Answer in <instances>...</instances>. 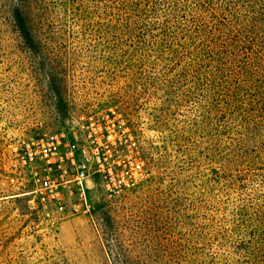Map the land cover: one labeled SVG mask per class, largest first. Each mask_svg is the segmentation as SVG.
<instances>
[{
	"label": "rangeland",
	"instance_id": "obj_1",
	"mask_svg": "<svg viewBox=\"0 0 264 264\" xmlns=\"http://www.w3.org/2000/svg\"><path fill=\"white\" fill-rule=\"evenodd\" d=\"M21 1L0 0V233L26 264H102L107 219L127 264H264V235L253 251L230 236L231 208L255 206L264 187L209 190L219 197L197 210L209 171L174 138L194 107L164 113L163 69L113 37L107 0H85L81 21L63 0ZM19 4L32 53L5 13ZM38 203L45 214H32Z\"/></svg>",
	"mask_w": 264,
	"mask_h": 264
},
{
	"label": "trees",
	"instance_id": "obj_2",
	"mask_svg": "<svg viewBox=\"0 0 264 264\" xmlns=\"http://www.w3.org/2000/svg\"><path fill=\"white\" fill-rule=\"evenodd\" d=\"M84 1L63 0V12L71 11L81 21ZM106 3L115 14L113 37L124 40L126 51L131 48L127 43L136 44L133 52L153 58L163 69L164 113L170 107H194L193 116L176 127L174 138L180 153L193 147L191 165L196 168L205 163L209 171L201 185L211 195L202 190L196 193L201 204L197 210L219 197L209 190L231 191L246 183L264 187V0ZM21 4L5 13L16 38L32 53V12ZM193 134L205 141L203 148L195 146L200 142L193 140ZM26 208L30 209L27 204ZM47 208L48 203H38L32 214H45ZM230 218L231 239L243 237L251 241L249 251L259 249L258 240L264 235V194L255 206L231 208ZM111 225L109 219L103 220L109 230L101 239L102 264H113L114 259L127 264L124 241L115 236ZM112 247L119 252L114 253ZM17 250L15 235L0 233V264H26L23 249Z\"/></svg>",
	"mask_w": 264,
	"mask_h": 264
}]
</instances>
